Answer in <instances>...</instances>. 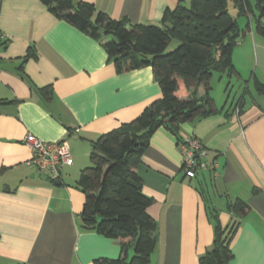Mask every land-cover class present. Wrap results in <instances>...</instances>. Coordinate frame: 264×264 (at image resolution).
<instances>
[{
	"label": "crops",
	"instance_id": "0c3cea01",
	"mask_svg": "<svg viewBox=\"0 0 264 264\" xmlns=\"http://www.w3.org/2000/svg\"><path fill=\"white\" fill-rule=\"evenodd\" d=\"M85 1L112 19L160 25L167 8L191 0ZM249 22V29L240 27L245 32L233 52L237 73L213 74V105L205 107L213 111L180 124L176 133L159 127L136 168L157 225L150 264H200L213 244L212 211L228 226V202L237 198L250 208L230 242L229 264H264V96L253 86L255 78L264 82V38ZM0 32L6 35L0 48V264L119 258V240L81 226L86 196L77 186L80 174L74 181L61 176L59 183L42 179L45 172L33 164L24 139L32 133L64 141L73 161L90 160L91 141L162 96L152 67L117 72L99 40L39 0H0ZM30 47L32 56L23 60ZM44 87L50 96L40 91ZM177 94L191 98L181 81ZM204 94L199 87L198 96ZM186 137L202 141L214 170L186 177L179 147Z\"/></svg>",
	"mask_w": 264,
	"mask_h": 264
},
{
	"label": "trees",
	"instance_id": "16d2710c",
	"mask_svg": "<svg viewBox=\"0 0 264 264\" xmlns=\"http://www.w3.org/2000/svg\"><path fill=\"white\" fill-rule=\"evenodd\" d=\"M39 1L57 17L99 40L117 72L151 66L159 81L160 98L153 100L135 119L91 141L92 164L81 170L77 180L78 188L86 196L81 226L119 240L122 247L119 258H99L96 264H150L157 225L147 211L153 199L143 193L136 168L159 127L176 133L180 124L213 111L205 109L213 105L210 95L213 74L237 73L233 52L245 30L229 12L228 0H191L190 6L167 8L160 25L112 19L85 0ZM254 1L259 12L255 30L264 38V0ZM232 5L238 16L249 19L253 14L250 0H232ZM246 27L250 28V22ZM173 39L179 44L167 51ZM31 52L32 47L23 60ZM180 81L190 91V99L178 96ZM201 86L205 94L199 97ZM253 86L264 96V82L255 78ZM40 91L50 96V87ZM249 208L242 199L229 201L227 210L233 218L228 226H223L218 212L212 211L213 244L200 257V264H229L233 257L230 242ZM130 249L133 256L128 259Z\"/></svg>",
	"mask_w": 264,
	"mask_h": 264
},
{
	"label": "built area",
	"instance_id": "2783aa9c",
	"mask_svg": "<svg viewBox=\"0 0 264 264\" xmlns=\"http://www.w3.org/2000/svg\"><path fill=\"white\" fill-rule=\"evenodd\" d=\"M6 42V35L0 32V48ZM239 112V107H237ZM25 144L33 151L32 162L47 177L60 179L62 170L73 164V157L66 142H46L32 133H28L24 139ZM183 156L182 169L186 177L194 178L204 170H214L215 162L209 158V150L196 137H186L179 143Z\"/></svg>",
	"mask_w": 264,
	"mask_h": 264
},
{
	"label": "rangeland",
	"instance_id": "374dc122",
	"mask_svg": "<svg viewBox=\"0 0 264 264\" xmlns=\"http://www.w3.org/2000/svg\"><path fill=\"white\" fill-rule=\"evenodd\" d=\"M191 2V1H190ZM250 3L253 7L254 13L256 15L259 14L256 5H255V1L254 0H250ZM186 6H190L189 1L186 3ZM228 9L229 12L238 19V22L240 24V27L245 29L247 26V23L249 22V19L247 16H238L236 9H234L233 5H232V0H228ZM251 21L253 24H255V18L251 15ZM179 44V41L176 39H173L172 42L170 43V45L167 48V51H171L173 50L177 45ZM235 90H233L232 95L234 94ZM75 164L74 166L71 167H65L63 169L62 172V177L64 179H71L72 181H74L76 179V176H78L81 172L82 169L91 166V161L89 160V158H84L83 160H74ZM232 202H234V199L231 200ZM133 256V250H130V258Z\"/></svg>",
	"mask_w": 264,
	"mask_h": 264
},
{
	"label": "water",
	"instance_id": "95a60500",
	"mask_svg": "<svg viewBox=\"0 0 264 264\" xmlns=\"http://www.w3.org/2000/svg\"><path fill=\"white\" fill-rule=\"evenodd\" d=\"M33 176H35V175H33ZM41 178L42 179H47V176L45 174H43V175H41ZM59 182H60V180L59 181L58 180L56 181V183H59Z\"/></svg>",
	"mask_w": 264,
	"mask_h": 264
}]
</instances>
